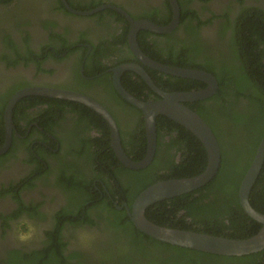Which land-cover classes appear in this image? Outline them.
Returning <instances> with one entry per match:
<instances>
[{"label":"flooded vegetation","instance_id":"obj_1","mask_svg":"<svg viewBox=\"0 0 264 264\" xmlns=\"http://www.w3.org/2000/svg\"><path fill=\"white\" fill-rule=\"evenodd\" d=\"M65 1L69 8L65 5L64 0H14L8 6H0V18L8 20L6 24L0 27V114L3 112L2 117H0V148L6 144L9 133L6 113L11 99L24 89L40 87L76 92L103 106L113 116L119 130L122 148L131 160L132 157L129 154L131 156L138 154L139 150L143 148L142 136L138 131L143 119L147 145L146 158L149 144L144 113L121 96L115 84L116 74L120 68H123L120 76L123 89L141 100L134 94V86L139 87V90L141 89L142 94L144 93L147 98V101L144 102L158 101L161 97L148 85L140 73L135 70L124 69L126 66H139L145 70L155 85L154 77L157 74L162 76L161 78L168 85L175 81V79H169V76H175L153 69L143 63L131 48L129 41L131 24L127 16L117 9L105 7L113 6L121 9L135 21H150L160 26H168L174 19L171 1ZM177 2L180 8V20L172 32L158 34L141 29L137 34V44L143 54L164 65L167 64L146 53L143 46L153 47L155 43H158L156 51L161 52L165 47L174 46L173 37H175L185 41L186 44H197L206 53L205 56L209 55L217 60L223 55L228 56L229 51L232 50L234 30L241 14L244 12L264 13V0H177ZM94 3L99 6L95 9H86ZM181 5L184 6V11H187L188 14L183 23ZM95 10L97 12L89 15L79 14ZM165 20L169 21L162 25ZM16 22L24 23L25 26L17 29L13 26ZM126 30L127 35L124 36ZM150 32L153 35H150ZM3 34L10 35L11 40L17 44L18 51L23 55H28V50H32L36 55L35 61L21 60L14 64H8L2 60L1 57L3 56H8L9 61H14L17 57L15 52L6 49L2 44L1 36ZM53 35L60 36L53 37ZM143 35L146 36L147 44L142 43ZM166 36H173L170 45L167 43L169 39ZM25 38H27L26 42ZM62 42H66L69 49L59 56L58 52L63 48ZM96 46L100 47L94 52ZM43 53L50 55L48 58H44ZM98 63L100 66L96 67ZM96 68L103 70L96 71ZM126 74H128L131 83L127 82ZM142 81L148 85L147 90L138 84ZM199 85L196 83L190 91L182 92L199 91L207 88V84L204 87ZM128 87L134 88L128 89ZM159 89L166 93L179 92ZM12 92L13 94L10 95ZM212 97L186 102L185 105L190 108L189 104L194 105L201 102L204 110L212 111L219 106L216 101H211ZM52 100H57L59 103L52 102ZM66 101L71 102L72 100L33 94L23 96L17 100L13 107L11 145L4 154L0 155V263L7 262L11 252L15 249L32 251L40 248L39 243L44 237V233L53 228L55 213L66 206L70 200L63 188L56 183L58 179L56 173L59 169L69 164L74 165L81 171L78 172L79 175L81 174L82 177L90 180L94 178V167L97 168L98 165L100 167L104 164V167L99 169L100 174H103L105 170L103 177L98 178L97 181L105 185V182L109 181L106 173L110 169V165L108 167L105 165L109 160L104 161V156H109L113 152L119 160L112 146L113 138L108 121L87 105L85 106L93 111L92 114L82 108L72 110L65 103ZM72 102L84 105L81 102ZM248 106V101L241 98L237 104L233 105L234 115L244 117L247 114ZM94 112L99 116V119L94 115ZM100 118L110 129L109 145L111 151L108 152L109 155L99 151L97 146V143L103 141L104 138L101 129L95 124L97 122L102 123ZM158 118L156 120L157 147L155 156L164 161L170 158L172 161L171 170L174 165H179L186 158L187 149L184 145L178 144L180 130L174 129L175 126L171 122L167 124L170 126H166V129L165 127L159 129ZM223 130H225L224 127H222ZM98 151L100 156L98 163H96L93 158L95 152ZM96 164L97 166H95ZM166 170V166H161L157 170L155 178L162 177L161 174H164ZM119 178L123 180L125 176L119 175ZM29 179L33 183L32 187L27 185ZM16 194H19L21 201L17 199ZM111 198L119 211L126 210L130 216L132 207L128 203L125 202L122 206H118L119 200L113 196ZM21 202L26 209L31 206L38 207L42 216L33 217L25 210L18 218H12L22 207ZM126 205L129 209L125 207ZM97 213L94 209L92 210L93 216ZM183 214L181 212L180 217ZM21 217L31 219L40 228L38 238L28 244H18L12 239L15 222ZM96 228L93 227L92 231H97ZM63 231L66 234L71 232L68 229ZM98 234H100L98 236L100 238L105 235L101 230ZM35 244H37L36 247Z\"/></svg>","mask_w":264,"mask_h":264},{"label":"trees","instance_id":"obj_2","mask_svg":"<svg viewBox=\"0 0 264 264\" xmlns=\"http://www.w3.org/2000/svg\"><path fill=\"white\" fill-rule=\"evenodd\" d=\"M13 1L0 0V6H8ZM59 3L61 4V1ZM98 6L94 3L86 9H95ZM185 17L187 18L188 14L182 6V23ZM168 21L156 22L165 25ZM7 22V19L0 18V27ZM13 26L20 29L25 24L16 22ZM149 34L153 35L151 32ZM126 35L127 30L124 33V36ZM58 36L60 35L56 37ZM172 37L166 36L169 39L167 41L169 45ZM145 39L146 36L143 37L142 43L147 44ZM173 39L174 46L167 45L169 47H165L161 52L156 51L158 43H155L153 47L144 45L143 49L152 58L167 65L204 70L217 77L219 89L211 101H216L219 106L212 111L204 110L201 102L188 106L212 128L221 147L222 162L218 174L208 185L194 193L158 202L146 210V216L153 223L163 227L236 240L251 238L259 233L262 225L250 218L243 210L240 204L239 188L264 137V13L241 14L234 30L232 50L229 51L228 56L223 55L217 60L209 55L205 56L206 53L197 44H186L185 41L175 37ZM1 40L6 49L17 54L15 62L9 61L8 56L1 57L8 64L21 60L35 61V53L32 50H28V55L20 53L10 35L3 34ZM24 40L26 42L27 38ZM62 46L63 48L58 52L59 56L69 49L66 42H62ZM99 47H94V52ZM43 54L44 58L50 55ZM99 66L100 63L96 67ZM161 77L157 74L154 81L159 88L168 92L190 91L196 83L202 87L205 86L193 80L170 76L169 79L172 78L175 81L168 85ZM125 78L131 83L128 74ZM138 84L146 90L149 88L143 81ZM134 87V94L139 99L147 101L141 89ZM132 88L128 87V89ZM12 94L13 92L10 95ZM241 98L246 99L249 106L244 117H237L234 115L233 105L237 104ZM52 102L58 101L52 100ZM65 103L72 110L82 108L90 113L93 112L80 103L72 101ZM94 115L99 119L95 112ZM100 120L102 121L101 118ZM158 121L159 129L163 127L166 129L167 124L171 122L175 126V128L172 126L174 129L180 130L178 144L184 145L187 152L186 158L179 165H174V168L170 170L172 166L170 158L164 161L155 156L146 169L140 171L127 169L113 152L108 154L111 151L108 126L103 121L95 123L104 135L103 141L97 143L99 151L109 155L104 156L103 159L109 160L105 163L107 167L110 165L106 173L109 181L105 182V185L97 181L98 178L103 177L105 170L103 174H100L99 169L104 167V164L94 167V178L90 180L82 177L81 174L80 176L78 172L81 171L74 165L69 164L59 169L56 173L58 178L56 183L63 188L68 198L70 197L68 204L55 213L53 228L44 233L39 243L40 248L32 251L15 249L11 252L8 261L0 264H264V250L242 257H228L157 241L139 231L126 210L119 211L116 208L111 196L119 200L118 206L126 202L132 207L135 199L156 182L192 178L204 172L208 165L207 151L192 132L164 116H160ZM222 127L225 130L222 131ZM138 131L142 136L143 148L138 154L133 156L129 154L134 161L143 160L147 151L143 119ZM99 151L94 154L93 159L96 163L99 160ZM161 166H166L167 170L161 174L162 177L156 179V172ZM119 175L125 178L121 180ZM27 185L33 186L30 179ZM16 196L21 201L19 194ZM250 203L255 210L264 214V164L251 192ZM93 209L98 212L95 216L92 214ZM25 210L33 217L42 216L38 207L31 206L26 209L23 204L12 218H18ZM181 212L184 213L182 217H180ZM93 227H97L96 230H98L92 231ZM65 229L71 232L66 234L63 231ZM99 230L105 234L104 237H98ZM81 232H88L93 237L87 245H81L79 242Z\"/></svg>","mask_w":264,"mask_h":264},{"label":"water","instance_id":"obj_3","mask_svg":"<svg viewBox=\"0 0 264 264\" xmlns=\"http://www.w3.org/2000/svg\"><path fill=\"white\" fill-rule=\"evenodd\" d=\"M170 1L174 9V19L168 26H160L150 21H135L121 9L113 6L105 7L117 9L127 16L131 24L129 36L131 48L143 63L171 76L196 80L207 84V88L199 91L166 93L153 83L145 70L136 65H128L124 69H131L140 73L148 85L161 97L158 101L144 102L133 97L123 89L120 82L123 68L118 70L115 77L117 90L125 100L144 113L149 144L148 154L144 160L133 161L127 156L122 148L119 130L113 116L99 103L76 92L40 87L24 89L11 99L6 113L9 133L6 144L3 148H0V155L4 154L11 145L13 107L17 100L26 95L35 94L77 101L94 109L110 124L113 138L112 146L115 149L119 160L124 166L134 170L144 169L153 161L157 147L156 120L158 116H166L191 131L203 143L208 154V165L204 172L195 177L162 181L145 189L136 198L132 210L130 211V217L135 227L157 241L213 255L242 257L261 252L264 250V214L253 208L250 203V195L264 164V137L259 144L254 160L245 174L239 188L240 204L243 210L250 218L262 225L258 234L244 240L229 239L194 231L159 226L150 221L146 216V210L150 206L164 200L191 193L208 185L218 174L222 161L220 145L213 130L198 113L185 105L186 102L205 100L214 96L219 88L217 78L213 74L204 70L173 67L155 62L145 56L137 44V34L141 29L149 30L158 34H167L177 27L180 20V8L177 0ZM64 3L68 7L65 0ZM95 12L97 11L95 10L79 14L89 15ZM125 207L129 209L128 205Z\"/></svg>","mask_w":264,"mask_h":264},{"label":"clouds","instance_id":"obj_4","mask_svg":"<svg viewBox=\"0 0 264 264\" xmlns=\"http://www.w3.org/2000/svg\"><path fill=\"white\" fill-rule=\"evenodd\" d=\"M40 235V228L31 219L27 217L19 218L12 230V239L18 244H28L37 239ZM93 239L88 232L79 234V242L81 245H87Z\"/></svg>","mask_w":264,"mask_h":264}]
</instances>
